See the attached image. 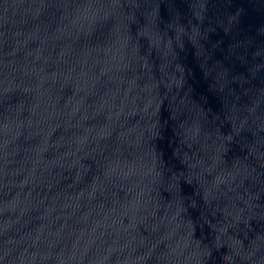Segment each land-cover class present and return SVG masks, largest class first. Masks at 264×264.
Segmentation results:
<instances>
[{
    "label": "water",
    "instance_id": "1",
    "mask_svg": "<svg viewBox=\"0 0 264 264\" xmlns=\"http://www.w3.org/2000/svg\"><path fill=\"white\" fill-rule=\"evenodd\" d=\"M0 264H264V0H0Z\"/></svg>",
    "mask_w": 264,
    "mask_h": 264
}]
</instances>
